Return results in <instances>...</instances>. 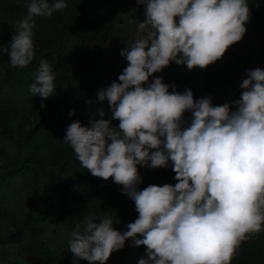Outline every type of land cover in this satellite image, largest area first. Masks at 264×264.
Masks as SVG:
<instances>
[{"label":"clouds","instance_id":"clouds-1","mask_svg":"<svg viewBox=\"0 0 264 264\" xmlns=\"http://www.w3.org/2000/svg\"><path fill=\"white\" fill-rule=\"evenodd\" d=\"M136 4L144 6L145 19L137 24L135 41L120 51L127 67L96 93L98 101L107 102L111 118L100 108L99 119H90L87 126L72 122L64 140L92 176L122 186L138 218L120 232L108 212L86 214L68 242L73 264H106L129 240L145 247L138 264H231L242 243L264 231V54L258 49L261 69H251L249 54H236L249 38L245 25L254 21L249 0ZM26 6L28 15L10 46L0 44V54L10 56L13 68H26L34 60L33 17L51 18L68 3L29 0ZM244 36L226 63V51ZM221 58L229 74L240 58L247 76L235 93L241 92L240 98L222 105H213L210 96L194 99L190 89L180 93L175 83L154 76L174 62L177 67H169L168 75H180V84L207 83L223 77L219 65L204 70ZM192 70L197 74L191 75ZM54 80L42 59L30 92L47 99L56 91ZM186 112L190 123L184 120ZM74 115L73 109L69 116ZM170 162L177 183L139 188L143 178L138 166L168 168Z\"/></svg>","mask_w":264,"mask_h":264},{"label":"trees","instance_id":"trees-1","mask_svg":"<svg viewBox=\"0 0 264 264\" xmlns=\"http://www.w3.org/2000/svg\"><path fill=\"white\" fill-rule=\"evenodd\" d=\"M128 1L67 0L63 12L51 18L33 17L32 64L13 68L10 56L0 54V264H73L68 242L86 214L108 212L120 232L138 218L134 201L122 193V186L111 178L92 176L64 140L72 122L79 120L87 126L90 119H99L100 108L105 118H111L107 102L98 101L96 93L110 86L118 74L107 63V45L119 55L130 45L127 38L132 31L123 25L135 23L128 15L135 8ZM28 2L0 0V44L10 46L19 22L28 15ZM131 2L137 5L136 0ZM140 8L133 15L145 18ZM249 8L250 19L264 27V0H249ZM244 38L226 51V63ZM258 49L264 54V47ZM42 59L55 76L56 91L47 99L30 92ZM170 67L177 65L172 62ZM227 72L226 68L221 72L225 82L231 79ZM190 74L197 73L192 70ZM240 93L235 94L236 100ZM73 109L75 115L70 117ZM138 169L143 178L141 190L149 184L177 183L171 162L168 168ZM145 251L129 240L106 264H138ZM76 264L89 262L78 260ZM231 264H264V232L243 242Z\"/></svg>","mask_w":264,"mask_h":264},{"label":"rangeland","instance_id":"rangeland-1","mask_svg":"<svg viewBox=\"0 0 264 264\" xmlns=\"http://www.w3.org/2000/svg\"><path fill=\"white\" fill-rule=\"evenodd\" d=\"M134 2V1H132ZM131 0L128 1V3L136 8H140V6L138 7L133 6ZM130 6V7H131ZM113 8V6H112ZM111 8V9H112ZM140 10L142 11V13L144 14V10L140 8ZM128 11H130V8H128ZM114 12V11H113ZM112 14V13H111ZM129 15V14H128ZM132 20L135 22L133 25L128 26L127 25H123L126 28H130L132 33L127 29V31L130 32V36L127 38L128 41H135V39L137 38V33H138V28H137V24L140 21H143L145 18L142 16H138V14H135L131 16ZM126 21V19H124ZM247 31L246 33L249 34V38L246 39L243 44L241 45L240 49L236 51V54L241 53L242 57L244 58V56H246L247 54H249L251 56V60H250V67L251 69H255V68H260L261 69V60L263 59V56L260 55V53L258 52V48L261 46H264V27L262 26H257L256 23L252 20L249 23H247V25H245ZM108 55V64H110L111 68H119L118 71V75L116 76V80H118V76L122 73L123 69L125 67H127V65L122 66L125 63V58H122V56H120L118 54L117 51H115V47H110V50L107 52ZM223 58H221L220 60H218V63H213L211 65H209L207 68H205L204 70H208V71H212L214 66L219 65L221 70H225V65L222 62ZM235 62H233V65L230 67V76H235V78L230 81V82H224L223 78H218V79H213L208 81L207 83H200V84H196V83H184V84H180L179 83V77L180 75H176V76H171L168 75V70L169 67L164 68V72H159V73H155L154 76H159L162 77L163 81L166 84L172 85L173 83H175L176 85V89H181V90H185V89H190L193 92L194 95V99H196V96H198V99L202 98V97H212V103L213 105H222L225 102H231L236 100L235 98V93L239 90H241L240 85L242 84L243 80L247 78L246 76V69H244L243 66V61L239 58L238 60V65L235 66L234 64ZM121 67V68H120ZM241 70H243V72H241ZM152 78H150L151 80ZM230 83V84H229ZM169 91H173V89L170 87ZM184 120L186 123H190L191 121V113H185L184 114ZM264 232V231H261ZM21 241V239H19ZM0 251H1V246H0Z\"/></svg>","mask_w":264,"mask_h":264}]
</instances>
